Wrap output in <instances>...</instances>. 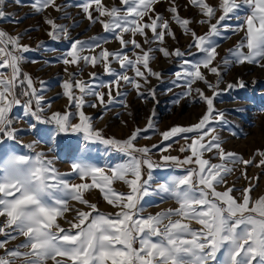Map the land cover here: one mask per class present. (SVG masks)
<instances>
[{"label":"snow or ice","instance_id":"obj_1","mask_svg":"<svg viewBox=\"0 0 264 264\" xmlns=\"http://www.w3.org/2000/svg\"><path fill=\"white\" fill-rule=\"evenodd\" d=\"M119 2L120 7H108L102 0H83L78 7L89 21L99 20L105 32L113 33L121 49L110 52L102 48L98 55L89 56L83 53L101 48L97 39L74 40L61 61L65 65H79L82 61L92 67L102 63L105 73L114 77L108 84L100 85L108 89V103L113 99V87L117 89V95L120 94L121 81L130 84L138 95H144L140 92V80L147 84L149 76L161 78V73L150 68L153 50H144L137 36L144 37L145 44L155 42L161 45L166 36L175 38L169 20L155 12L154 5L159 0ZM190 4L197 7L203 17L197 22L209 27L205 34L197 35L189 28L191 21L179 16L175 0H172L168 8L171 20L185 34L191 35L189 48L195 47L202 54L199 60H184L181 70L175 75L176 81H183L187 89L182 95L191 97L195 91L207 109L197 123L187 127L173 126L160 133L162 141L181 134H194L190 138L191 143L180 148L181 152H190V155L180 159L162 154L160 164L151 159L152 150L158 145L137 147L134 143L142 131L154 127L152 119H149L147 129L137 128L127 139L103 137L82 108L85 95L95 96L100 105H105L104 93L96 91L85 81L76 80L75 73L70 74L62 87L69 104L77 109L79 122L71 123V115L67 112H54L45 117L44 97L37 92L31 76L21 70L25 59L23 54L30 50L29 46L20 43L19 35L13 36L0 30V138L16 140L17 130L12 127L11 113L14 107L21 106L24 114L38 123L54 125V134H82L85 141L99 142L127 157L107 172L94 165L73 163L72 173L78 175L81 183H71L54 167L53 160L46 158L43 152L35 151L38 141L27 145L33 150V155H9L0 167V217L4 218L0 220V235L3 236L0 249L4 250L0 255V264H47L49 260L53 264H209V261L217 264H264V196L253 201L251 184L243 189L239 201L232 195L234 186L217 191V186L226 184V176L233 170L229 163L248 166L253 161H241L235 153L225 152L220 135L211 126L213 122L224 123V112H217L214 107L222 73L220 66L213 63L218 56V44L213 38L221 36L222 28L233 33L243 32L235 47L227 50L228 55L221 64L225 68L233 63L256 64L264 68V63H261L264 61V0H219L218 6L210 5L207 0H190ZM32 7L37 13L49 7L61 10L56 0H33ZM218 10L220 15L212 23ZM241 10L245 13L242 19L239 15ZM93 11L99 16L94 17ZM7 15L0 8V19ZM233 16L239 21L237 25L224 23ZM104 17L107 19H100ZM45 23L50 26L48 36L51 39H59L61 35L67 38V29L57 25L53 19H46ZM148 31L152 33L151 38L147 35ZM125 34H130L131 38L126 40ZM129 45L141 51H133L130 57L123 51ZM156 50L165 57L185 55L179 49L170 52L159 47ZM113 60L119 63L122 70L131 69L134 77L123 71L115 72L110 67ZM203 70L217 77L215 84L206 79ZM90 75L94 78L96 74ZM176 81L173 83L176 84ZM197 81L203 82L212 96L205 95L200 88L193 89ZM236 86L243 88L245 85L237 81V84L229 83L227 89ZM75 90H79L80 95H75ZM148 94L155 98L154 90L149 89ZM176 103H179V98ZM90 106L97 107L96 104ZM30 127L35 130L36 125ZM185 139L189 137L185 136ZM170 147L168 145L160 151L167 152ZM214 150L220 163H211L203 158L204 153H213ZM258 154L262 159L256 166L262 167L264 152ZM193 164L196 167L188 169L186 175L160 184L156 190L157 194H165L162 198H174L177 208L147 217L141 215L142 201L151 194L149 181L143 179L144 168L149 170L151 177L154 168H180ZM114 181L127 185V193L115 191L111 187ZM93 188L99 189L103 199L118 211L107 215L99 213L96 204L84 199V193ZM69 200L79 202L90 211L77 210L74 219L68 221L70 227L65 229L57 221L69 211ZM174 216L179 219L173 220ZM185 221L195 222L201 227L193 229ZM18 236L24 237V240L14 249H8L7 243Z\"/></svg>","mask_w":264,"mask_h":264},{"label":"rangeland","instance_id":"obj_2","mask_svg":"<svg viewBox=\"0 0 264 264\" xmlns=\"http://www.w3.org/2000/svg\"><path fill=\"white\" fill-rule=\"evenodd\" d=\"M83 0H56V4L61 10L49 7L39 13L32 7L33 0H3L0 3L2 8L8 15L4 19H0V30L10 35L20 37V43L29 46V51L24 53V61L21 63V70L27 73L33 80L34 87L37 92L44 97V113L45 117L51 116L54 112L71 115V123H78L79 117L77 109L74 105H70L68 98L64 96L62 87L66 80H69L70 74L75 73V79L87 82L96 91L104 93L105 105L95 96L85 95L83 97L85 104L82 111L86 116L91 118V123L95 129L101 131L105 138H115L117 140L127 139L131 133L139 129H147L149 119H152L153 128L142 131L138 139L134 142L137 147L158 145V148L152 150L151 159L157 163H162L160 156L171 155L183 159L190 155V152H181L180 148L191 143L193 133L181 134L169 141H162L161 132L170 129L173 126H191L199 121L206 112L207 106L203 101H199V97L195 91L191 97H185L182 94L187 91L183 81H176V73L181 70L184 60L196 61L202 57L195 47L189 48L191 44V35L185 34L183 30L171 20V13L168 8L171 6L172 0H159L154 5L155 12L159 13L164 19L169 20L170 28L175 34L173 39L166 36L164 43H144V37L137 36L136 39L141 43L144 50L151 48V56L153 57L149 64L154 72L161 73V78L156 79L153 76L148 77V83L145 84L140 80V92L144 95H138L137 90L130 84L120 82L119 95L117 89H112V102L108 103L107 88L100 87L101 84H108L114 79L113 76L106 74L102 63H98L95 67L84 65L81 61L79 65H65L62 58L64 54L70 50L71 41L82 40L89 41L95 37L100 43L101 48L95 49V52L86 50L84 55H98L102 48L108 49L110 52H116L121 49L118 41L114 39L113 33L105 32L99 20L96 22L89 21L82 9L78 7ZM212 6H218L219 0H207ZM105 6L113 5L120 7L119 0H102ZM178 13L181 18H187L191 21L189 28L194 30L197 35H203L208 31L207 24H200L197 21L203 19L197 7L190 4V0H175ZM220 15L219 10L216 17L212 20L215 23ZM241 19L245 15L241 10L239 13ZM93 16L98 17L99 14L93 11ZM53 19L57 25L67 29L68 36L63 35L59 39L53 40L48 36L50 26L45 23L46 19ZM100 19H107L106 17ZM147 20V17H145ZM238 20L233 16L231 20L224 23L235 26ZM151 38V31L147 32ZM243 32L233 33L221 29V36L213 39L218 44V56L213 62L221 68L222 82L219 85V94L214 99V107L217 112H224V123H215L211 125L221 137L222 147L225 152L235 153L241 161L251 160L252 164L245 166L242 163L231 164L228 166L233 170L226 176V184L217 186V191H224L226 187H233L235 191L232 195L237 200L242 199L243 189L250 184L253 188L250 195L253 201L264 196V166L256 165L262 159L258 152H264V68L256 64H229L226 68L221 61L228 55V49H232L241 40ZM126 40L130 39V34H125ZM164 47L170 52L179 49L185 53L182 57L163 56L156 49ZM124 53L132 56L133 51L140 52V49H133L131 45L125 48ZM246 52L247 49L245 48ZM190 53V54H189ZM261 63H264L262 61ZM110 67L117 73L126 72L130 77H134L131 69L120 68L118 62L113 60ZM206 79L215 84L217 77L214 74L203 70ZM90 73H95L93 78ZM139 80V78H136ZM181 86H176L173 82ZM242 81L244 87L236 86L227 89L229 83L237 84ZM193 89L200 88L205 95L212 96V92L207 86L200 81L193 84ZM149 89L155 91V98L148 94ZM171 89V91H169ZM227 89V90H226ZM75 95H80L79 90H75ZM22 100L23 97H20ZM179 98V103L176 100ZM96 104L97 107H91ZM34 107V102H33ZM13 119L12 127L17 130L16 140H8L0 138V167H2L11 154L15 155H33V150L27 147L34 141H38L35 145L36 152H43L46 158L53 160L54 167L59 173L64 174V178L71 183H81L77 174L72 173L71 165L73 163H85L94 165L107 170L110 167L125 161L122 153L110 148L99 142L85 141L82 134L72 132L54 134V125L38 123L33 117L26 116L21 106L13 108L11 113ZM36 125L35 130L30 126ZM185 136L189 139H185ZM167 152H161L160 149L167 147ZM204 159H209L211 163H220L218 153H204ZM193 165H185L184 167L164 166L151 170L143 169V179L149 181L150 195L142 201L143 212L141 215L147 217L168 209L178 207L176 200L164 193L157 194L158 185L166 184L173 178L187 174V170L195 168ZM110 174V173H108ZM2 175V172H0ZM258 178V179H257ZM90 182V181H88ZM111 187L117 192L127 193L128 188L121 181H114ZM84 199L90 203L96 204L99 213L114 214L117 208L109 205L100 193L99 189H91L84 193ZM69 211L64 214L63 218H58V223L62 228L70 227L68 221L74 219L77 210L90 211L86 206L77 201H68ZM0 217V220H3ZM173 220L179 217H172ZM188 222V221H185ZM167 223V221H165ZM193 229H199L201 226L195 222H188ZM0 239L3 236L0 235ZM24 237L18 236L17 239L9 241L6 245L8 249H14L20 244ZM139 246L138 243L136 245ZM4 253L0 249V255ZM218 258H221L218 254ZM47 264H53L51 260ZM70 264V262H69ZM209 264H217V262L209 261Z\"/></svg>","mask_w":264,"mask_h":264}]
</instances>
